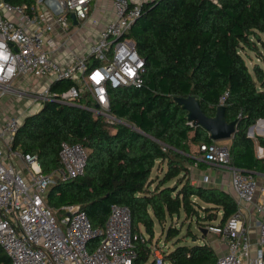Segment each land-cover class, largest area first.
Here are the masks:
<instances>
[{"label":"trees","instance_id":"16d2710c","mask_svg":"<svg viewBox=\"0 0 264 264\" xmlns=\"http://www.w3.org/2000/svg\"><path fill=\"white\" fill-rule=\"evenodd\" d=\"M31 6L35 0H7ZM264 34V0H153L144 2L141 15L128 36L145 59L144 83L110 88L109 121L85 106H93L90 94L74 103L53 99L28 115L16 134L13 147L39 157L44 173L60 168L62 144H80L88 151L83 176L53 185L48 205L61 208L75 204L94 227L105 226L113 204L131 211L138 240L132 264H155L151 245L156 224L169 219L166 240L178 238L181 227L173 219L192 220L199 228L225 223L238 210L225 189L193 183L189 166L198 162L200 145L215 143L202 126L188 121L187 111L175 96L194 95L206 115L226 107L228 121L237 120L238 131L229 147L232 163L245 171L264 173V137L248 136L249 128L264 119V70L251 69L247 50L258 49ZM256 39V40H255ZM76 83L58 80L51 86L59 95ZM198 150L193 151V146ZM167 169L163 171V163ZM209 164L200 161L198 168ZM161 170L162 175L154 170ZM205 203V204H203ZM187 235L193 234L191 226ZM202 243L177 244L163 251L164 264H215L219 253L203 235ZM99 238L91 241L97 247ZM159 246V245H158ZM0 264H12L0 245Z\"/></svg>","mask_w":264,"mask_h":264},{"label":"built area","instance_id":"2783aa9c","mask_svg":"<svg viewBox=\"0 0 264 264\" xmlns=\"http://www.w3.org/2000/svg\"><path fill=\"white\" fill-rule=\"evenodd\" d=\"M147 1L153 0H112L114 18L99 30L88 54L61 64L55 53L70 48L72 29L85 26L93 0H35L30 7L0 0V103L11 94L31 100L39 109L53 99L71 104L89 93L93 106L87 109L109 121L118 120L111 113L110 88L144 83L145 59L128 33ZM56 33L62 38L51 48L50 38ZM23 76L44 80L43 88L15 85ZM63 79L76 84L59 95L52 93L53 83ZM29 114L0 119V245L12 264H132L137 241L144 237L134 232L127 206L113 204L105 226L94 227L78 205H64L61 214L48 205L46 198L53 185L85 174L88 151L80 144L64 142L60 168L44 173L38 155L13 147ZM200 161L230 174L238 204L237 212L225 223L205 227L223 244L224 252L215 264H264V173L236 167L229 147L217 141L200 145L193 166L198 168ZM209 178L204 176L205 181ZM94 238L100 243L91 249ZM151 247L155 264H164L161 247Z\"/></svg>","mask_w":264,"mask_h":264},{"label":"crops","instance_id":"0c3cea01","mask_svg":"<svg viewBox=\"0 0 264 264\" xmlns=\"http://www.w3.org/2000/svg\"><path fill=\"white\" fill-rule=\"evenodd\" d=\"M92 7H93L92 14L90 18L87 19L85 26L82 27L75 26L72 29V33L74 37L71 40L70 48L69 49L62 48L61 50H57V52L55 53V58L59 63L67 64L76 56L80 57L87 55L89 44H91L93 40L96 39L99 30L108 21L114 18V9H113L112 0H93ZM61 38H62L61 34L59 33L54 34L53 37L50 38L49 46L51 48H56V46L59 45ZM43 84H44V80L31 79L29 77L23 76L17 80L15 85L21 86L29 90H41L43 88ZM15 99H19V98H15ZM27 101H28L27 107L29 109L25 110L26 109L25 108L24 109L25 111H21L18 114H24V112H26V114L30 112L31 114L34 111L38 110L36 106L31 104L32 102L31 100H27ZM12 104H9V100L7 99V97L3 98V100L0 103V119L5 118V116L9 114H16L12 109ZM259 121L260 123L259 124L255 123L254 125H252L253 127L248 132V136L255 139L256 142L258 136L264 137V119L263 118L259 119ZM256 148H257L258 156L264 157V149L258 144ZM209 167L212 168L213 166L209 164ZM222 189H225L234 197L233 190L231 187V180H230V184L228 186H222Z\"/></svg>","mask_w":264,"mask_h":264},{"label":"rangeland","instance_id":"374dc122","mask_svg":"<svg viewBox=\"0 0 264 264\" xmlns=\"http://www.w3.org/2000/svg\"><path fill=\"white\" fill-rule=\"evenodd\" d=\"M261 38L262 39H257V40L255 39L258 49L247 50L248 55L246 56V60L251 69L257 64L258 66L262 67L264 70V34H261ZM6 97L9 100V104L13 103L12 109L16 114L20 113L21 111H25L29 109L27 107L28 104L27 98L15 99L13 98L14 96L11 94L6 95ZM217 143L225 146H230L231 140L217 141ZM197 150H198V145L193 146V151L195 152ZM188 166H189L188 176L193 183L217 186L219 188H222V186H228L230 184V175L228 173H225L226 171L224 170H221L219 168L217 169L214 167L212 168L209 167L207 169H200V168H195L193 165H188ZM166 169H167V161L163 163L162 170L165 171ZM157 173L159 175L163 174L161 170L157 171L155 169L153 172V176H156ZM205 174H207L210 177L208 181L204 180ZM182 219H177V218L173 219V223L177 227H181V234L178 238H174L172 240H166L167 229L171 225V221L168 219L164 227L159 225V223L156 224V231H155L156 235L154 240L159 241L158 245L159 247H161V249L172 250L175 248L177 244L192 245L194 243H202L204 241L203 235H206L207 240L212 244V246L216 249V251L219 254L224 252L221 238H219L216 235H212L210 233H202V231L199 228V224H197L195 218L192 220V222H190L189 220H184L183 222ZM189 225L191 226V230L193 234L197 236L196 240L194 239L195 237H193L192 235H187L188 233L187 230L189 228ZM151 260L152 259H150V261L147 264H150Z\"/></svg>","mask_w":264,"mask_h":264},{"label":"water","instance_id":"95a60500","mask_svg":"<svg viewBox=\"0 0 264 264\" xmlns=\"http://www.w3.org/2000/svg\"><path fill=\"white\" fill-rule=\"evenodd\" d=\"M72 18L74 23H77L75 14H72ZM173 100L187 111L188 121L195 126H202L209 132L213 141L231 140L238 131L237 120H227L224 105L217 106L214 116H208L202 108L201 100L194 95L188 97L175 96ZM200 230L202 233H207L206 228Z\"/></svg>","mask_w":264,"mask_h":264}]
</instances>
